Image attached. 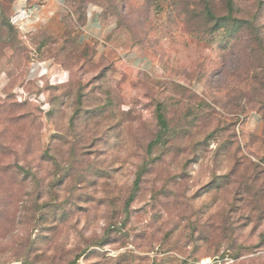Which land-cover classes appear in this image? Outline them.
<instances>
[{
  "label": "rangeland",
  "instance_id": "obj_1",
  "mask_svg": "<svg viewBox=\"0 0 264 264\" xmlns=\"http://www.w3.org/2000/svg\"><path fill=\"white\" fill-rule=\"evenodd\" d=\"M0 264H264V0H0Z\"/></svg>",
  "mask_w": 264,
  "mask_h": 264
},
{
  "label": "crops",
  "instance_id": "obj_2",
  "mask_svg": "<svg viewBox=\"0 0 264 264\" xmlns=\"http://www.w3.org/2000/svg\"><path fill=\"white\" fill-rule=\"evenodd\" d=\"M87 22L84 26L85 39H97L102 41L106 35L107 29L100 23V16L97 8L90 9ZM100 48V45H98ZM124 61L132 67H140L143 63L142 56L136 50L124 52L122 54Z\"/></svg>",
  "mask_w": 264,
  "mask_h": 264
},
{
  "label": "trees",
  "instance_id": "obj_3",
  "mask_svg": "<svg viewBox=\"0 0 264 264\" xmlns=\"http://www.w3.org/2000/svg\"><path fill=\"white\" fill-rule=\"evenodd\" d=\"M158 120H159V123L162 126V128H166L167 127L166 119H165L164 115L161 112L158 114Z\"/></svg>",
  "mask_w": 264,
  "mask_h": 264
},
{
  "label": "built area",
  "instance_id": "obj_4",
  "mask_svg": "<svg viewBox=\"0 0 264 264\" xmlns=\"http://www.w3.org/2000/svg\"><path fill=\"white\" fill-rule=\"evenodd\" d=\"M34 9H36V8L34 7ZM21 16L26 17V18H29V17H30V14H29L27 11H25V12H24V15L21 14ZM17 21H18V20H17Z\"/></svg>",
  "mask_w": 264,
  "mask_h": 264
}]
</instances>
